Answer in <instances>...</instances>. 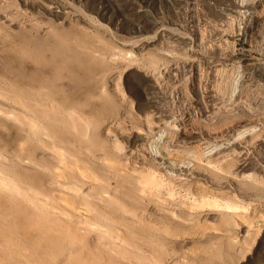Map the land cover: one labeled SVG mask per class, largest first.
<instances>
[{"label":"rangeland","instance_id":"obj_1","mask_svg":"<svg viewBox=\"0 0 264 264\" xmlns=\"http://www.w3.org/2000/svg\"><path fill=\"white\" fill-rule=\"evenodd\" d=\"M87 44L100 53L111 48L115 62L100 64L91 49L85 53ZM13 70L33 80L70 73L60 81L72 98L105 87L109 96L92 104L112 123L109 136L176 192L163 203L132 200L111 240L91 235L77 250L33 236L34 261L45 255L47 264H264V0H0V74L14 77ZM7 126H0L2 142L14 134ZM158 132L169 143L166 162L156 158ZM188 194L230 199L242 205L244 219L210 209L189 213L180 205Z\"/></svg>","mask_w":264,"mask_h":264},{"label":"bare ground","instance_id":"obj_2","mask_svg":"<svg viewBox=\"0 0 264 264\" xmlns=\"http://www.w3.org/2000/svg\"><path fill=\"white\" fill-rule=\"evenodd\" d=\"M250 7L251 6H245L244 9L250 10ZM88 44L87 47L86 45L83 46L85 47V53L86 49H91L92 58L94 56V58H96L97 56L101 60L97 61L100 64L104 61L105 66L106 62L109 59L113 60V56L116 55L110 56L112 51L107 53L109 49L107 47V50L103 49L106 53L104 54V51L100 53L97 49H93L92 47L94 44H92L93 46L91 44L88 46ZM83 47L79 45L78 48L83 49ZM84 50H81L83 54H85ZM110 50L111 48L109 51ZM115 51L117 52V49ZM85 55L87 56L88 53ZM25 56L32 58L30 55ZM114 62L113 60L112 63ZM108 63L109 65L111 64L110 61L107 62V64ZM105 66L103 65L104 68ZM107 70H103L102 74L104 75L105 73V75H107ZM110 70L111 69H109V71ZM97 72V77H99V71ZM43 73L41 75H45V73ZM56 73L59 72L52 71L49 74L47 73L43 77L40 76L41 78L38 80L34 79L36 80L35 82L31 75L28 77L26 76L28 72L24 73L22 70H17L14 77L11 75H4L7 73L0 74V123L5 122L6 124H4L8 125L7 127L12 129L11 131H14L13 135L9 133L12 136L10 142H8L9 140L7 142L0 141V264L33 263L34 257L30 253L33 249H29L30 244L28 245V243H31L34 237L39 241L49 240L54 243L68 242L72 246L83 244L91 235L96 238L103 237L107 240H111L109 235L112 230L116 229L114 225L119 220L117 218L124 219L128 216L129 211H131L130 208L133 206L130 204L132 200L144 199L148 201V203L149 201L157 200L163 203L168 199H174L176 195V192L172 188V183L162 179L157 170L138 167L133 163V160H131L133 150L127 151L128 149H125L122 141L118 139L116 135L112 138L109 136L110 130L108 126L112 123L109 124L106 122L105 117L101 115L98 110H95L92 104L96 98L102 99V96H109L108 93L110 92H108L105 87H102L103 84L100 86L102 87L100 90L96 91L97 88L95 89L93 87L94 89L91 88L87 92L84 91L86 94L83 96L80 94L81 97L78 95V98H75L77 96L76 93V96L72 98V96L70 97L71 93L67 96L64 92L67 88L65 89L63 82L60 81L63 79L62 77L60 78L61 73H59V76ZM66 74L69 76L70 73ZM102 74L100 75L103 76ZM62 75L63 74H61V76ZM65 75H63L64 78H67ZM71 77L73 76L71 75L70 78ZM92 77L95 79V75ZM58 79L60 84L59 86H55L54 84L57 83L55 81ZM69 83L71 84V82ZM96 83L99 82L97 81ZM67 86L71 88V85L67 84ZM120 95L122 94L120 93ZM129 116L131 115L129 114ZM107 123L109 124L108 126ZM5 125L2 126V124H0L3 128ZM147 126L149 127V125ZM140 132L143 133L142 130ZM158 133V137L156 138L158 141L153 138L154 136L152 137L154 141H156L155 145L157 152L155 153L157 156H155L161 161L164 162L165 160L166 162L169 155L168 152H166L169 143L166 145L164 143L166 140L164 142L161 141V138H159L161 132ZM171 133L173 134V132ZM151 139H149V141ZM154 141L150 142L152 143ZM144 151L147 150L145 149ZM167 176L169 177L172 175L170 174ZM163 190H166L168 194L167 197L165 196L166 198L161 196ZM202 195H204V193ZM229 200L200 197V194L199 197L188 194V198L182 201L180 205L189 213L197 210L210 209L218 210L221 213L224 212V214L227 213L224 217L226 219L232 216L230 220H232L234 216L237 217V219H241V217L244 219L242 214H240L242 212L241 210H243L242 207H240L242 205H232ZM134 201H132V203ZM223 215H221L220 218L223 217ZM221 222H223V220ZM104 227L107 229H102ZM121 229L124 230V228ZM123 230L119 229L117 233L122 236ZM119 239H122V237H119ZM119 242V240H116L114 243L117 245L120 244V246H123L122 244L125 243ZM38 244H40V242H38L37 245ZM46 246H48V243ZM35 248L37 249V247ZM42 249L43 246L41 251H43ZM49 250L50 249H48V251ZM38 253H40V250L35 252L36 255H39ZM43 253L41 252V254ZM50 254L54 255L52 251L48 255ZM72 254L74 253L72 252ZM41 256L36 257L38 258L34 261L36 264H47L50 262L46 258V262L43 261L45 255H43V259ZM39 258H41L43 262L38 261Z\"/></svg>","mask_w":264,"mask_h":264}]
</instances>
